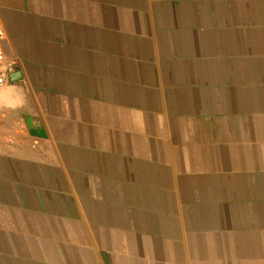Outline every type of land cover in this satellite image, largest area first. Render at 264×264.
Returning a JSON list of instances; mask_svg holds the SVG:
<instances>
[{
  "label": "crops",
  "instance_id": "0c3cea01",
  "mask_svg": "<svg viewBox=\"0 0 264 264\" xmlns=\"http://www.w3.org/2000/svg\"><path fill=\"white\" fill-rule=\"evenodd\" d=\"M0 17V264H264V0Z\"/></svg>",
  "mask_w": 264,
  "mask_h": 264
},
{
  "label": "built area",
  "instance_id": "2783aa9c",
  "mask_svg": "<svg viewBox=\"0 0 264 264\" xmlns=\"http://www.w3.org/2000/svg\"><path fill=\"white\" fill-rule=\"evenodd\" d=\"M6 39L7 32L0 17V87L4 86L8 82L9 75L12 72V64L4 53ZM2 117L3 115L0 114V121Z\"/></svg>",
  "mask_w": 264,
  "mask_h": 264
}]
</instances>
